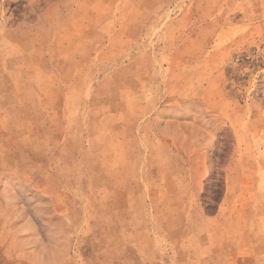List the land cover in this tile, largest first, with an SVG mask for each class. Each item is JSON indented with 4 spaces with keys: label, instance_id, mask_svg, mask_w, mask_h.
<instances>
[{
    "label": "rangeland",
    "instance_id": "obj_1",
    "mask_svg": "<svg viewBox=\"0 0 264 264\" xmlns=\"http://www.w3.org/2000/svg\"><path fill=\"white\" fill-rule=\"evenodd\" d=\"M0 264H264V0H0Z\"/></svg>",
    "mask_w": 264,
    "mask_h": 264
},
{
    "label": "crops",
    "instance_id": "obj_2",
    "mask_svg": "<svg viewBox=\"0 0 264 264\" xmlns=\"http://www.w3.org/2000/svg\"><path fill=\"white\" fill-rule=\"evenodd\" d=\"M148 17H150L149 14H148ZM139 22H140V20H139ZM141 22H142V21H141Z\"/></svg>",
    "mask_w": 264,
    "mask_h": 264
}]
</instances>
